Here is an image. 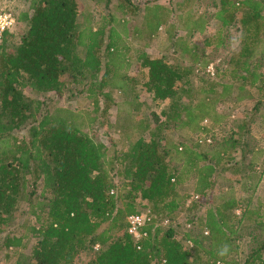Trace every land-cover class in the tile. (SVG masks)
I'll use <instances>...</instances> for the list:
<instances>
[{
    "label": "trees",
    "instance_id": "obj_1",
    "mask_svg": "<svg viewBox=\"0 0 264 264\" xmlns=\"http://www.w3.org/2000/svg\"><path fill=\"white\" fill-rule=\"evenodd\" d=\"M32 1L16 18L20 31L17 26L6 31L0 42V251L13 250L15 264H76L83 257L85 264H226V246L238 225L233 210L245 201L231 197L209 210L196 233L179 235L177 227L149 224L148 238L138 244L126 232V218L144 209L157 218L194 210L212 189L219 166L239 174L250 166L245 164L243 140L248 124H238L228 141L212 151L200 150L204 144L197 140L175 142L164 131L179 125L204 133L209 128L202 125L204 119L217 124L224 118L215 103L232 99L246 85L259 92L256 106L264 100L259 72L264 57L258 60L254 51L263 42L264 1L219 0V28L238 23L241 45L230 60L232 70L217 67L211 83L202 85L191 80L194 68L207 67L205 49L221 46V37L201 45L181 43L180 55L188 63H171L142 51L139 76L127 72L129 63L118 73L125 45L112 25L119 23L114 12L93 27L89 19L80 20L76 0ZM95 1L106 9L114 2L123 21L141 10L131 0ZM159 17H146L150 34L162 25ZM220 72L229 79L219 82ZM66 80L72 94H86L91 111L52 104ZM149 100L163 107L134 122L133 136L130 115L151 106ZM114 107L116 116L110 121ZM106 124L126 137V143L118 145L112 137L109 146L95 141L90 129ZM20 131L23 135L17 137ZM231 150H240L242 156L236 158ZM224 157L233 165H220ZM189 174L196 179L193 192L200 199L186 207L189 193L181 197L178 187ZM248 204L245 214L252 212ZM256 223L264 230L263 220ZM29 244V254L19 252ZM3 258L0 264L8 254ZM231 264H264V239L243 261Z\"/></svg>",
    "mask_w": 264,
    "mask_h": 264
},
{
    "label": "rangeland",
    "instance_id": "obj_2",
    "mask_svg": "<svg viewBox=\"0 0 264 264\" xmlns=\"http://www.w3.org/2000/svg\"><path fill=\"white\" fill-rule=\"evenodd\" d=\"M79 6L80 20L84 17L89 19L93 27H97V24L106 18L109 12H114L115 21L112 25H115L116 29L121 32L123 36V44L125 48L121 52L122 63L118 73L123 72L129 63L127 72L131 75L138 74L139 63L137 61L138 54L144 51L149 56H163L171 63L179 62L181 64L188 63V61L180 55L181 43L191 42L201 45L205 39H216L221 37L222 45L207 47L205 49L204 58L207 60V67L211 64L214 74L215 68L223 70H232L230 60L232 57L238 54L241 45L240 38V26L238 23L232 24L224 29L219 28V21L216 19L215 14L218 10L219 0H131L135 5L141 7V10L137 12L135 16L126 15L124 20H121V13L114 7V2L111 3L110 8L106 9L103 4L98 3L95 0H76ZM264 1V0H257ZM32 0H0V7H6L11 9L15 15H20L22 12H27L30 9ZM157 7V8H155ZM159 15L158 19H162L163 23L156 32L150 34V31L145 26V20L149 17L152 19L154 16ZM147 17V18H146ZM120 19V20H119ZM149 19V20H150ZM172 24H175L174 28ZM17 26V23H16ZM20 26V27H19ZM22 24H19L16 28L20 31ZM183 39V42L180 40ZM263 42L258 45L254 51L256 52L257 59L262 56L264 50V32L262 34ZM17 41V40H16ZM217 41H214V45ZM264 63V59H262ZM207 67L202 68L198 65L194 68V76H191V80L195 85H202L211 83L214 74L212 75L207 71ZM228 67V68H227ZM222 71V70H221ZM259 72L262 73L261 78L264 79V65L259 67ZM204 77L202 79H199ZM218 81L228 80L227 74L218 76ZM235 84L240 83L236 78L233 79ZM66 80V85L60 95L56 94L53 97V105L69 108L75 111H91L92 104L87 98L85 93L72 94L69 87L72 85ZM75 87V85H74ZM73 87V88H74ZM30 94V90H26ZM236 94V98H235ZM32 96V94H30ZM119 93H117V96ZM250 95V96H248ZM259 92L252 86H245L244 90L236 89L232 99L226 101H218L215 103V109L218 113L223 115V119L220 123L213 124L208 120V129L201 132H193L191 126H169V129L165 130L168 138L175 142H183L192 144L197 140L200 135H206L211 139V143L201 145L200 150H214L223 140L228 141L232 132L236 131L238 124H248L247 132L243 136L245 142V164H249L248 169L244 171V174L233 172L234 170H228L219 166L215 172L213 179L214 184L210 192L204 197V199L198 204L196 209L185 212L183 210H177L171 218L172 225L177 227L179 235L185 230L199 231L200 221L206 216V213L215 209L223 201L234 197L239 202L245 201L248 204L246 209L252 211L249 214L243 213L244 205L242 207L233 210L235 218L233 223L238 221V225H234L235 231L229 237V243L226 246V250L229 249V254L226 255V264L237 263L243 261L248 253L255 247L259 246V242L264 239V230L259 229V224L256 223L259 219L264 221V169L262 168L264 153L259 152L264 149V100L256 106V101ZM34 97V96H32ZM198 97H205L204 94H198ZM212 97H215L212 95ZM264 99V98H263ZM151 106L142 108L130 115V121L128 122L129 131L131 135L135 136L137 131H133L134 122L141 117H145L150 111L158 113L163 106L155 107L149 100ZM145 111V112H144ZM116 116L115 107L110 110V121ZM210 123V125H209ZM203 124V121H202ZM211 124L213 126H211ZM204 125V124H203ZM211 126V127H210ZM87 129V128H85ZM135 129V128H134ZM90 135L95 141H100L109 144L110 137L115 140L118 145L126 143V137L119 136L116 128L112 127V124L101 125L98 128L95 126L90 129ZM23 135L22 131L17 133V137ZM145 135V134H144ZM109 146V145H108ZM119 147V146H118ZM232 151V150H231ZM264 151V150H263ZM234 152V151H232ZM236 158L242 156L240 150H236L231 153ZM210 157V156H209ZM226 157V156H225ZM223 158V162L226 167H230L233 164L226 162V158ZM203 164V162H201ZM172 164L180 167L182 163L177 160H173ZM225 169V170H224ZM251 173V178L249 177ZM247 175V178H246ZM196 179L193 174L187 175L183 184L178 187V194L184 197L186 193L190 195L193 192ZM189 196L187 197L188 201ZM187 203V202H186ZM260 205V211H259ZM260 213V217H259ZM193 219L194 225L191 228L184 226L183 222ZM205 231V230H204ZM203 231V232H204ZM29 247L23 250H19L20 253L29 254ZM8 254L9 258L4 261V264H15L17 257L14 255L13 250L0 251V259H4ZM87 257H83L77 261L76 264H85Z\"/></svg>",
    "mask_w": 264,
    "mask_h": 264
},
{
    "label": "built area",
    "instance_id": "obj_3",
    "mask_svg": "<svg viewBox=\"0 0 264 264\" xmlns=\"http://www.w3.org/2000/svg\"><path fill=\"white\" fill-rule=\"evenodd\" d=\"M16 18H17V15H15L11 9H8L6 7H0V42L3 37V34L6 31H9V30L11 31L16 27V23H17ZM212 70H213V67L210 64L207 67V71L213 75L214 71ZM207 123H208V120L204 119L203 124L206 125ZM197 141L201 144H209L212 142L209 137L203 134L197 138ZM199 199H200L199 194L195 192H191L189 195L188 201H186L187 202L186 207L189 206L192 201H198ZM170 220L171 218L166 217V216L163 218H157L156 215L152 213L149 209H144L138 213L130 214L127 216L126 232L135 241V243L138 244L140 240L147 239L149 236V232L145 229L146 226H148L149 224H153L154 226H158L161 228H169V227L175 228L172 225V222H171L172 220L171 221ZM194 222L195 221L191 219L190 221L187 220L183 222V224L187 228H191L194 225ZM190 230L191 229L185 230V231H190ZM203 233L207 235L208 231L205 230ZM186 245L190 247L192 244L188 240L186 241ZM139 247L140 246L138 245L137 248Z\"/></svg>",
    "mask_w": 264,
    "mask_h": 264
}]
</instances>
